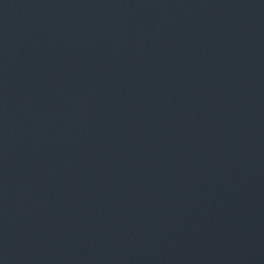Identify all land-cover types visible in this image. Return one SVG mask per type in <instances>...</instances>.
<instances>
[{
  "label": "water",
  "instance_id": "obj_1",
  "mask_svg": "<svg viewBox=\"0 0 264 264\" xmlns=\"http://www.w3.org/2000/svg\"><path fill=\"white\" fill-rule=\"evenodd\" d=\"M0 264H264V0H0Z\"/></svg>",
  "mask_w": 264,
  "mask_h": 264
}]
</instances>
